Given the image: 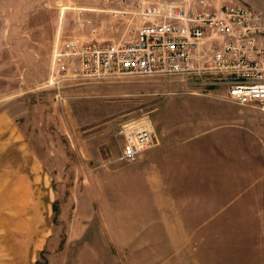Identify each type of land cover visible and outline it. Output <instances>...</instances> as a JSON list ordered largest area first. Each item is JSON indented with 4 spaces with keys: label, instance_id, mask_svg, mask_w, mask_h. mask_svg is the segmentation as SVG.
<instances>
[{
    "label": "rangeland",
    "instance_id": "374dc122",
    "mask_svg": "<svg viewBox=\"0 0 264 264\" xmlns=\"http://www.w3.org/2000/svg\"><path fill=\"white\" fill-rule=\"evenodd\" d=\"M44 2L46 31L53 19L60 22L54 39L50 33L55 40L52 59L55 48L69 37L132 40L142 19L122 21L140 4H148L141 0ZM19 71L13 85L20 95L8 109L29 141L30 154L0 153V264L263 262L264 252L251 249L247 242L253 236L239 233L237 220L205 222V228H199L204 220L167 219L159 217L164 212H150L149 204L139 203L150 199V188L141 187L134 178L133 165L139 158L118 159L123 144L118 129L123 121L159 109L166 98L188 100L196 98L188 94L200 93L219 97L223 89L202 91L180 77L125 76L91 82L104 87L67 99L65 93L61 97L53 91L51 71H36L28 84L17 75ZM22 85H38L32 91L36 95L17 90ZM8 88L7 82L0 81V98L10 92ZM246 106L264 111L262 106ZM5 109L0 105V112Z\"/></svg>",
    "mask_w": 264,
    "mask_h": 264
},
{
    "label": "crops",
    "instance_id": "0c3cea01",
    "mask_svg": "<svg viewBox=\"0 0 264 264\" xmlns=\"http://www.w3.org/2000/svg\"><path fill=\"white\" fill-rule=\"evenodd\" d=\"M141 1L148 4L140 5L202 7L198 0ZM207 1L212 6L243 3L264 13V0ZM45 6L44 0H0V81L7 82L6 91H10L0 98V105L6 107L0 112V139L4 141L0 153L7 156L30 154L29 141L8 109L16 105L15 97L20 95L15 92L13 76L20 69L17 75H22L28 84L36 71L50 72L52 68L55 40L50 33H54V39L60 22L53 19L49 33L46 31L42 22ZM138 10L122 22H141ZM22 86L17 90L33 93L38 88ZM102 87L103 84L87 83L61 89L54 86L53 91L61 97L65 93V98L70 99ZM188 95L196 98H166L154 114L156 143L133 165L136 182L150 188V199L142 198L139 203L149 204L150 212H164L159 217L204 220L199 228H205V222L237 220L239 233L253 236L247 242L251 249L264 252V111L206 94ZM53 101L56 106L57 101ZM19 142L21 146L15 145ZM82 245L91 250L94 247ZM103 247L112 249L110 244Z\"/></svg>",
    "mask_w": 264,
    "mask_h": 264
},
{
    "label": "built area",
    "instance_id": "2783aa9c",
    "mask_svg": "<svg viewBox=\"0 0 264 264\" xmlns=\"http://www.w3.org/2000/svg\"><path fill=\"white\" fill-rule=\"evenodd\" d=\"M140 5L132 40L69 37L55 48L50 83L68 85L125 76L180 77L220 98L264 108V13L247 4ZM207 92V93H208ZM205 94V93H203ZM153 110L123 121L118 159L137 160L156 143Z\"/></svg>",
    "mask_w": 264,
    "mask_h": 264
}]
</instances>
